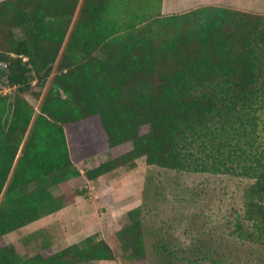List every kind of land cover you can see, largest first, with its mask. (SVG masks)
<instances>
[{
    "label": "trees",
    "instance_id": "1",
    "mask_svg": "<svg viewBox=\"0 0 264 264\" xmlns=\"http://www.w3.org/2000/svg\"><path fill=\"white\" fill-rule=\"evenodd\" d=\"M162 5V0L0 3V65L6 66L0 74L16 88L12 101L0 94V239L83 194L54 195L51 188L80 176L92 181L133 171L145 158L169 170H243L254 182L244 192L237 228L264 246V163L254 154L264 132V15L202 7L164 17ZM39 79H51V85L45 94H33L40 100L37 112L25 95ZM90 119L96 120L89 130L77 127ZM86 138L90 150L77 152ZM76 141L81 144L74 147ZM103 152L113 158L84 173L77 167L81 155ZM236 156L258 167L227 164ZM143 214L142 206L129 211L128 224L116 234L135 264L147 259ZM42 234L37 230L29 238L48 247ZM18 257L11 246L0 247V264L116 259L105 240L90 237L56 253Z\"/></svg>",
    "mask_w": 264,
    "mask_h": 264
},
{
    "label": "rangeland",
    "instance_id": "2",
    "mask_svg": "<svg viewBox=\"0 0 264 264\" xmlns=\"http://www.w3.org/2000/svg\"><path fill=\"white\" fill-rule=\"evenodd\" d=\"M207 1L214 2L215 6H226L223 0ZM171 15L162 14L164 17ZM3 65L0 66L3 68ZM50 85L51 79L36 80L30 93L25 95L37 112L40 100L33 94H45ZM0 94L7 96L9 101L16 94V88H9L3 74H0ZM95 120H86L77 127L82 131L89 130ZM72 144L75 147L81 143ZM88 146L90 150V140L86 138L81 147H76L81 149L77 152L83 153ZM254 154L264 163L262 131ZM82 158L77 167L84 173L110 161L113 155L103 152L92 157L81 155ZM233 161L227 164L258 167L250 160L245 162L244 157L236 156ZM137 163L138 167L133 171L119 170L92 181L80 176L51 188L54 195L73 190H82L83 194L69 207L2 237L0 247L11 246L18 258L25 260L56 253L90 237L105 240L116 259L85 264H135L123 253L116 234L128 224L127 213L142 206L147 251L143 264H264V246L245 238L237 228L244 215V192L254 182L243 170L234 173L229 169L231 166L219 173L169 170L148 165L145 158ZM249 228L244 224L245 230ZM37 230L43 231L41 239L50 243L48 247L29 238Z\"/></svg>",
    "mask_w": 264,
    "mask_h": 264
},
{
    "label": "crops",
    "instance_id": "3",
    "mask_svg": "<svg viewBox=\"0 0 264 264\" xmlns=\"http://www.w3.org/2000/svg\"><path fill=\"white\" fill-rule=\"evenodd\" d=\"M6 0H0L4 2ZM162 14L171 15L178 13H187L200 7H220L215 6L214 2L210 3L207 0H162ZM222 2V1H221ZM225 7L237 11L247 12L255 15H264V0H223ZM208 5V6H207ZM212 5V6H211ZM16 37L20 38L22 35L19 30L15 31ZM4 68L6 67L3 65Z\"/></svg>",
    "mask_w": 264,
    "mask_h": 264
}]
</instances>
